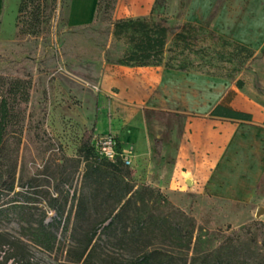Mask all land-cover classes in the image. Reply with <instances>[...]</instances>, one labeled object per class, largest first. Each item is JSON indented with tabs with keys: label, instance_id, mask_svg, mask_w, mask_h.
<instances>
[{
	"label": "rangeland",
	"instance_id": "rangeland-1",
	"mask_svg": "<svg viewBox=\"0 0 264 264\" xmlns=\"http://www.w3.org/2000/svg\"><path fill=\"white\" fill-rule=\"evenodd\" d=\"M22 1L0 0V77L8 82H30L29 101L17 109L23 115L16 192L23 186L33 187L34 219L43 210L48 211L47 221L55 217L47 203L51 197L61 196L73 222L77 201L72 196L80 191L84 169L74 162V151L84 131L91 129L93 113H99L112 100L99 90L103 66L117 64L108 57L121 50L112 41V21L152 16L167 26L168 46L188 22L250 47L254 56L237 73L232 57L237 52L232 47L226 53L210 55L212 61L209 54L202 58L212 66L201 61L199 73L179 72L176 99L180 90L183 96L185 84L202 90L201 95L208 98L207 111L194 112V119H208L210 109L220 102H232L238 109L264 110V0H118L111 22L97 14L98 0H36L26 14H20ZM32 12L42 14L35 20ZM207 42L211 43L210 39ZM148 71L130 73L144 76ZM157 72L163 73L164 79L172 73L164 66ZM189 104L197 105V101ZM83 115L88 122L81 119ZM96 128L107 133L108 121L99 117ZM222 132L223 144L213 140L197 144L200 157L212 156L210 170L205 169L198 177L191 171L180 173V184L162 192L177 209L196 219L203 241L201 250L242 229L251 235L257 230V222L264 223V213L256 216L257 209L264 208V123L227 122ZM205 145H214L215 150ZM130 169L135 184L160 190L148 184L135 166ZM186 177L197 184L189 185ZM68 191L69 197L65 194ZM19 239L17 223H0V264H13L5 263V257L16 253L12 243ZM59 240L60 250L53 255L20 245L33 264H65L70 232L66 237L60 235Z\"/></svg>",
	"mask_w": 264,
	"mask_h": 264
},
{
	"label": "trees",
	"instance_id": "trees-1",
	"mask_svg": "<svg viewBox=\"0 0 264 264\" xmlns=\"http://www.w3.org/2000/svg\"><path fill=\"white\" fill-rule=\"evenodd\" d=\"M35 1L23 0L19 13L26 14ZM117 2L98 0L97 14L111 22ZM31 14L36 20L42 13ZM110 24L113 44L120 45L121 50L108 60L123 66L198 71L202 62L212 66L202 58L209 54L211 59L210 55L226 53L232 47L237 52L232 54L237 73L254 56L250 47L193 23H185L170 46L167 26L152 16ZM238 84L242 87L241 81ZM29 88L30 82H8L0 77V223H17L22 238L12 243L16 253L5 257V263L33 264L20 244L56 254L59 236L70 232L65 264H264V223L257 222V230L251 235L242 229L201 250L203 241L196 219L177 209L159 189L135 184L131 169L122 161L112 163L99 157L93 147V128L84 131L73 155L78 168L84 169L80 191L72 196L77 201L72 224V213H67L61 196H53L47 203L55 217L47 221L48 211L43 210L34 219L33 187L23 186L16 192L23 115L17 109L29 101ZM213 115L251 120V115L225 107H217ZM65 194L70 195L69 191Z\"/></svg>",
	"mask_w": 264,
	"mask_h": 264
},
{
	"label": "crops",
	"instance_id": "crops-1",
	"mask_svg": "<svg viewBox=\"0 0 264 264\" xmlns=\"http://www.w3.org/2000/svg\"><path fill=\"white\" fill-rule=\"evenodd\" d=\"M160 68L161 66L133 68L120 64H105L99 78V90L112 100L109 106L99 113H93L91 128L94 129V134H111L121 145L132 146L136 152L133 166L138 169V174H141L148 184L164 192L165 189L170 190L173 184H180V173L191 171L198 177L205 173V169L210 170L212 156L200 157L196 151L198 143L201 144L202 140L207 143L208 140H213L217 144H223L224 124L232 122L235 125H245L253 124L256 120L264 123V110L257 107L252 110L238 109L232 102H220L210 109L208 119H194L191 117L194 112L207 111V96L201 95V89H190L189 85L185 84L183 96L180 90L177 100L176 81L181 78L179 72L187 71L167 69L172 73L164 79L163 73L157 72ZM133 70L151 71L144 76H134L130 73ZM189 101H197V105H191ZM217 107L249 114L251 120L213 115ZM176 114L181 115L179 119ZM99 117L102 121H108L109 131L105 134L97 131L96 123ZM81 119L88 122L84 115ZM217 124L220 125L219 128H215ZM214 145L205 146L214 151ZM144 167L147 168L146 171H140ZM186 180H190L191 184L198 182L187 177Z\"/></svg>",
	"mask_w": 264,
	"mask_h": 264
},
{
	"label": "built area",
	"instance_id": "built-area-1",
	"mask_svg": "<svg viewBox=\"0 0 264 264\" xmlns=\"http://www.w3.org/2000/svg\"><path fill=\"white\" fill-rule=\"evenodd\" d=\"M93 147L97 155L112 163L122 161L124 166L131 168L136 157L135 149L132 146H123L117 138L111 134H95Z\"/></svg>",
	"mask_w": 264,
	"mask_h": 264
},
{
	"label": "water",
	"instance_id": "water-1",
	"mask_svg": "<svg viewBox=\"0 0 264 264\" xmlns=\"http://www.w3.org/2000/svg\"><path fill=\"white\" fill-rule=\"evenodd\" d=\"M187 183L189 185H191V181L188 180ZM261 213H264V208H258L257 211H256V216L259 217L261 215Z\"/></svg>",
	"mask_w": 264,
	"mask_h": 264
}]
</instances>
